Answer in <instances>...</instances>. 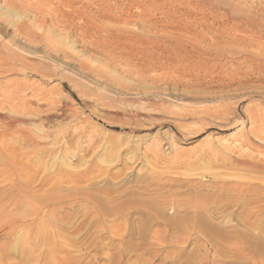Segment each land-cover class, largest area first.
<instances>
[{"label": "rangeland", "instance_id": "rangeland-1", "mask_svg": "<svg viewBox=\"0 0 264 264\" xmlns=\"http://www.w3.org/2000/svg\"><path fill=\"white\" fill-rule=\"evenodd\" d=\"M263 152L264 0H0V264H264Z\"/></svg>", "mask_w": 264, "mask_h": 264}, {"label": "bare ground", "instance_id": "bare-ground-1", "mask_svg": "<svg viewBox=\"0 0 264 264\" xmlns=\"http://www.w3.org/2000/svg\"><path fill=\"white\" fill-rule=\"evenodd\" d=\"M200 1V0H199ZM190 3V2H189ZM181 4H183V3H181ZM221 4V3H220ZM226 5V4H225ZM201 6V5H200ZM200 13V12H199ZM195 34V33H194ZM199 37V36H198ZM197 38V37H196ZM152 40V39H151ZM202 40V39H201ZM155 41V40H154ZM245 41V40H244ZM249 41V40H248ZM146 43H148V42H146ZM145 44V43H144ZM256 44V43H255ZM254 44V45H255ZM141 45V44H140ZM213 45V44H212ZM146 46H147V44H146ZM166 46V45H165ZM202 46V45H201ZM200 45H199V50L201 51V52H203V54H204V52L206 53V52H208V50L207 49H203L202 47H201ZM209 48H211V47H209ZM213 49H215V48H213ZM244 49V48H243ZM167 50V49H166ZM199 50L197 49L196 51H198L199 52ZM210 50V49H209ZM216 50V49H215ZM237 50V49H236ZM240 50H242V49H240ZM247 50V49H246ZM169 51H170V48H169ZM173 51V50H172ZM161 53V52H160ZM238 53H239V51H238ZM162 54V53H161ZM167 54H168V52H167ZM208 55V54H207ZM200 56V55H199ZM213 60V59H212ZM245 62V61H244ZM247 62V61H246ZM239 64V63H238ZM252 66V65H251ZM260 68V67H259ZM206 110H208V109H206ZM205 110V111H206ZM244 143V142H243ZM247 144V143H246ZM249 146V145H248ZM252 146L253 147H255V148H257V149H255V150H262L263 148H262V146H260V145H257V144H255V143H253L252 142ZM252 147V148H253ZM252 150H254V149H252ZM262 152V151H261ZM264 153V152H263ZM244 162V161H243ZM242 164V163H241ZM244 164V163H243ZM245 164H247L248 165V167H251L252 169H260V170H264V161H257V160H255V161H253L252 159L251 160H249V161H245ZM244 164V165H245Z\"/></svg>", "mask_w": 264, "mask_h": 264}]
</instances>
